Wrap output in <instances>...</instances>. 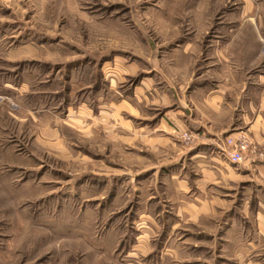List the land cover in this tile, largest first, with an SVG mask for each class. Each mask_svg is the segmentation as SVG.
I'll return each mask as SVG.
<instances>
[{
  "label": "rangeland",
  "instance_id": "374dc122",
  "mask_svg": "<svg viewBox=\"0 0 264 264\" xmlns=\"http://www.w3.org/2000/svg\"><path fill=\"white\" fill-rule=\"evenodd\" d=\"M217 34L264 38V0H0V264H236L165 251V234L142 248L155 177L121 171L168 155L104 122L154 49Z\"/></svg>",
  "mask_w": 264,
  "mask_h": 264
},
{
  "label": "crops",
  "instance_id": "0c3cea01",
  "mask_svg": "<svg viewBox=\"0 0 264 264\" xmlns=\"http://www.w3.org/2000/svg\"><path fill=\"white\" fill-rule=\"evenodd\" d=\"M252 6L246 3L244 11ZM247 22L256 26L255 20ZM263 39L220 34L171 39L167 48L152 51V78L142 74L132 92L115 103L116 94L109 93L104 122L111 125V114L116 115L121 140L168 155L147 169L121 171L136 188L140 172L151 170L155 177L150 186L160 208L152 219L162 222L139 234L146 235L143 249L165 234V251L195 253V260L264 264ZM184 132L190 134L187 141ZM240 135L250 149L232 164L226 139Z\"/></svg>",
  "mask_w": 264,
  "mask_h": 264
},
{
  "label": "built area",
  "instance_id": "2783aa9c",
  "mask_svg": "<svg viewBox=\"0 0 264 264\" xmlns=\"http://www.w3.org/2000/svg\"><path fill=\"white\" fill-rule=\"evenodd\" d=\"M182 137L185 141L190 139V134L184 132ZM226 143L231 147L227 152L229 161L232 164H237L244 159V154L250 149L249 141L244 135H240L237 139L227 138Z\"/></svg>",
  "mask_w": 264,
  "mask_h": 264
}]
</instances>
